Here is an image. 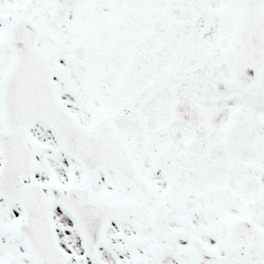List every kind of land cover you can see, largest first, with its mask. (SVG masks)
Returning a JSON list of instances; mask_svg holds the SVG:
<instances>
[{"label":"snow or ice","instance_id":"obj_1","mask_svg":"<svg viewBox=\"0 0 264 264\" xmlns=\"http://www.w3.org/2000/svg\"><path fill=\"white\" fill-rule=\"evenodd\" d=\"M0 264H264V0H0Z\"/></svg>","mask_w":264,"mask_h":264}]
</instances>
